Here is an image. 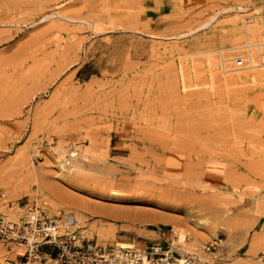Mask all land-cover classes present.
<instances>
[{
  "label": "rangeland",
  "instance_id": "rangeland-1",
  "mask_svg": "<svg viewBox=\"0 0 264 264\" xmlns=\"http://www.w3.org/2000/svg\"><path fill=\"white\" fill-rule=\"evenodd\" d=\"M261 43L264 0H0V213L263 264ZM24 249L0 240V264Z\"/></svg>",
  "mask_w": 264,
  "mask_h": 264
},
{
  "label": "built area",
  "instance_id": "built-area-1",
  "mask_svg": "<svg viewBox=\"0 0 264 264\" xmlns=\"http://www.w3.org/2000/svg\"><path fill=\"white\" fill-rule=\"evenodd\" d=\"M243 60L236 63L242 67ZM17 223L5 220L0 213V240L10 245L25 247L12 264H177L178 255L159 246L145 250L136 247H99L81 233L72 212L52 215L47 205L28 202ZM215 249L211 245L208 251ZM263 263H264V257ZM184 264H197L187 257Z\"/></svg>",
  "mask_w": 264,
  "mask_h": 264
},
{
  "label": "bare ground",
  "instance_id": "bare-ground-1",
  "mask_svg": "<svg viewBox=\"0 0 264 264\" xmlns=\"http://www.w3.org/2000/svg\"><path fill=\"white\" fill-rule=\"evenodd\" d=\"M260 29V28H259ZM257 31V30H256ZM262 31V30H261ZM260 32V31H259ZM260 35V34H259ZM261 40V39H260ZM262 45H264V43H261V44H259L257 47H261ZM253 46H255V45H249L248 47L249 48H252ZM213 63H216V62H214V61H212L211 60V63L210 64H213ZM225 65V64H224ZM213 66H218V65H213ZM252 66L253 67H255V65H254V63H253V61H252ZM223 68H226V67H223ZM243 69V68H242ZM222 70H224V69H222ZM226 70H227V68H226ZM230 70V69H229ZM226 72H228V71H226ZM263 74V76H264V73H262ZM185 76V75H184ZM185 81V80H184ZM226 81V80H225ZM226 83V82H225ZM64 154H66V152H63L62 154H61V158H63L64 159V157L65 156H62V155H64ZM59 156V155H58ZM68 156V155H67ZM76 156H78L77 154H75V153H72V154H70V157L69 158H74V157H76ZM59 160V159H58ZM65 160V159H64ZM72 160V159H71ZM70 160V161H71ZM62 161V160H61ZM69 164L68 163V161H63V164ZM62 164V163H61ZM61 165V169H66L67 167H66V165L64 164V165ZM2 216H4L3 214H2ZM4 218H5V220H9V221H11L8 217H6V216H4ZM78 220V219H77ZM14 223H17V222H14ZM78 223V222H77ZM263 234H264V230H263ZM259 235V234H258ZM183 236V235H182ZM260 236V235H259ZM263 236V235H262ZM257 237V236H256ZM261 237V236H260ZM260 237H259V239H260ZM262 238V237H261ZM180 239H183L182 237L180 238ZM176 241V240H175ZM257 241L259 242V240L256 238V239H254L253 241H252V244H251V247H254L255 246V244L257 243ZM18 246H21V245H18ZM21 247H23V246H21ZM25 248V247H24ZM25 250V249H24ZM25 252V251H24ZM17 255H24V253L23 252H19ZM189 256V255H188ZM187 257V256H186ZM185 261H186V259H185V257H183V258H178V261H177V264H184L185 263ZM241 262V261H240ZM262 263H263V259H262ZM264 264V263H263Z\"/></svg>",
  "mask_w": 264,
  "mask_h": 264
},
{
  "label": "crops",
  "instance_id": "crops-1",
  "mask_svg": "<svg viewBox=\"0 0 264 264\" xmlns=\"http://www.w3.org/2000/svg\"><path fill=\"white\" fill-rule=\"evenodd\" d=\"M128 241L130 242V244H131V242H134V243H136V245H139L141 247H146V248H148L149 245L153 244L152 242H150L147 239H141L140 240V237H138L137 239L136 238H134V239L128 238Z\"/></svg>",
  "mask_w": 264,
  "mask_h": 264
}]
</instances>
